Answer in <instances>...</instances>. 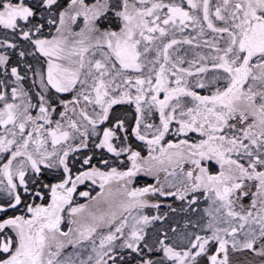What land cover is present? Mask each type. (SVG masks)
<instances>
[{
  "label": "snow or ice",
  "instance_id": "snow-or-ice-1",
  "mask_svg": "<svg viewBox=\"0 0 264 264\" xmlns=\"http://www.w3.org/2000/svg\"><path fill=\"white\" fill-rule=\"evenodd\" d=\"M0 264H264V0H0Z\"/></svg>",
  "mask_w": 264,
  "mask_h": 264
}]
</instances>
